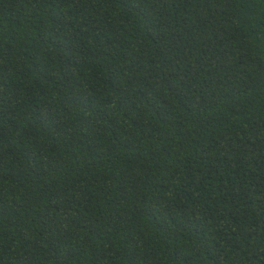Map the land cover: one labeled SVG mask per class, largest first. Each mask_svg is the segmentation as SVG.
<instances>
[{"label":"trees","instance_id":"1","mask_svg":"<svg viewBox=\"0 0 264 264\" xmlns=\"http://www.w3.org/2000/svg\"><path fill=\"white\" fill-rule=\"evenodd\" d=\"M0 264H264V0H0Z\"/></svg>","mask_w":264,"mask_h":264}]
</instances>
